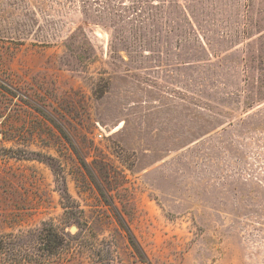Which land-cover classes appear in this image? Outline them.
<instances>
[{"label":"rangeland","instance_id":"rangeland-1","mask_svg":"<svg viewBox=\"0 0 264 264\" xmlns=\"http://www.w3.org/2000/svg\"><path fill=\"white\" fill-rule=\"evenodd\" d=\"M0 264H264V0H0Z\"/></svg>","mask_w":264,"mask_h":264},{"label":"built area","instance_id":"built-area-1","mask_svg":"<svg viewBox=\"0 0 264 264\" xmlns=\"http://www.w3.org/2000/svg\"><path fill=\"white\" fill-rule=\"evenodd\" d=\"M100 137H102V134H100Z\"/></svg>","mask_w":264,"mask_h":264}]
</instances>
